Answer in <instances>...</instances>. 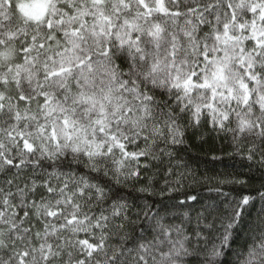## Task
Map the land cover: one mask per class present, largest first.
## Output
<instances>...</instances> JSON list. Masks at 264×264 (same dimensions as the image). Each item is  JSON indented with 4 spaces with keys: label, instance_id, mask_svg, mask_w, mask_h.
Wrapping results in <instances>:
<instances>
[{
    "label": "trees",
    "instance_id": "16d2710c",
    "mask_svg": "<svg viewBox=\"0 0 264 264\" xmlns=\"http://www.w3.org/2000/svg\"><path fill=\"white\" fill-rule=\"evenodd\" d=\"M0 264H264V0H0Z\"/></svg>",
    "mask_w": 264,
    "mask_h": 264
},
{
    "label": "rangeland",
    "instance_id": "374dc122",
    "mask_svg": "<svg viewBox=\"0 0 264 264\" xmlns=\"http://www.w3.org/2000/svg\"><path fill=\"white\" fill-rule=\"evenodd\" d=\"M99 4L101 0H92ZM51 0H19L20 15L31 22L45 20Z\"/></svg>",
    "mask_w": 264,
    "mask_h": 264
}]
</instances>
